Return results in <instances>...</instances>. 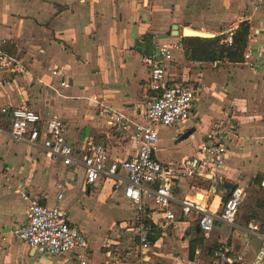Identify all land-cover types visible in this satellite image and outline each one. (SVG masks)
Returning a JSON list of instances; mask_svg holds the SVG:
<instances>
[{
	"label": "crops",
	"instance_id": "1",
	"mask_svg": "<svg viewBox=\"0 0 264 264\" xmlns=\"http://www.w3.org/2000/svg\"><path fill=\"white\" fill-rule=\"evenodd\" d=\"M243 20L249 23L244 51L249 57L244 56L242 62H192L184 59L182 47L173 52L167 67L169 78L194 84L199 97L209 90L219 102L206 113H199L193 105V115L184 124L158 126L159 135L166 128L173 133L172 140L189 139L196 129L200 135L193 151H179L173 158L172 152L156 150V157L178 168L187 158L198 156L197 146L210 127L231 124L235 135L225 165L209 173L234 185L245 184L258 172L264 178V4L257 6L252 0H0V126L8 122L1 113L5 106H25L43 116L56 114L68 123L67 131L69 126L74 129L67 137L73 145L93 138L106 145L111 160H124L136 147L106 122L103 107L139 120L149 97V73L141 56L157 43H180V31L194 21L202 31L229 35ZM173 24L178 25L177 36L171 35ZM161 34L167 37L158 38ZM54 68L64 73L68 87L59 85V77L51 74ZM77 100L85 104L80 106ZM85 127L89 133L81 141ZM200 173L208 172L179 176L172 190L179 198L201 195V202L217 211L226 199L224 186L222 182L213 186V181ZM5 175L10 178L7 182L3 181ZM206 181L208 189L202 186ZM73 190L81 192V207L87 212H91L88 201L94 195L105 206L123 198L120 191L112 190L110 182L85 185L83 169L67 170L26 142L0 135V264H80L79 255L90 264H217L212 251L224 241L244 254L250 264H264V245L255 251L244 240V230L217 221L204 234L195 214L158 226L157 239L145 259L135 253L132 229L126 225H132L134 209L125 199L130 208L128 218L115 222L119 229L130 231L131 237L119 240L108 233L96 245L95 254L85 226L69 218L68 197ZM59 193L63 194L61 206L70 223L85 236L87 248L67 256L39 254L18 239L14 230L25 223L32 198L52 205ZM152 210V216L159 219ZM238 222L264 226V217L246 223L240 217ZM111 245L119 253H112Z\"/></svg>",
	"mask_w": 264,
	"mask_h": 264
},
{
	"label": "built area",
	"instance_id": "2",
	"mask_svg": "<svg viewBox=\"0 0 264 264\" xmlns=\"http://www.w3.org/2000/svg\"><path fill=\"white\" fill-rule=\"evenodd\" d=\"M252 1L257 6L264 4V0ZM224 41H230V37ZM180 48L178 41L157 43L141 56V62L149 73L151 95L139 120L103 107L106 122L136 147L135 152L124 160H111L106 145L93 138H88L81 145H73L67 138V125L59 115L43 116L25 106L1 108L8 122L0 126V135L7 134L15 141L26 142L50 160L59 161L67 170L83 169L85 185L109 181L112 190L120 191L122 197L133 205L131 229L136 254H147L150 238L158 226H169L180 216L190 214L196 215L197 225L204 234H208L218 221L256 235L264 243V226L248 222L244 227L236 223L243 185L235 184L217 211L210 210L198 197L179 198L172 190L179 176H193L198 171L209 173L224 167L226 152L235 135L233 125L215 124L210 127L197 146L198 156L187 158L178 168L163 164L156 157L158 126L189 121L198 94L194 84L169 78L168 63L173 59V52ZM244 56L249 57L248 53ZM51 74L59 77L61 87L69 86L60 69H52ZM9 179L5 175L3 181ZM62 196L59 193L52 205L43 204L38 197L32 198L25 223L14 230L18 239L34 247L39 254L67 256L73 250L87 248L85 236L78 226L70 223L66 210L61 206ZM150 208L160 215L159 219L152 216ZM106 254L110 256L109 251ZM78 257L80 264H90L82 260L81 255ZM212 258L217 264H250L244 254L234 251L226 241L214 247Z\"/></svg>",
	"mask_w": 264,
	"mask_h": 264
},
{
	"label": "rangeland",
	"instance_id": "3",
	"mask_svg": "<svg viewBox=\"0 0 264 264\" xmlns=\"http://www.w3.org/2000/svg\"><path fill=\"white\" fill-rule=\"evenodd\" d=\"M186 26L190 28H194L196 30L198 28H199L198 30L201 29V27L197 25V21H194V23H191ZM181 28L182 27H180V30ZM206 31L209 32L208 30ZM175 57L177 60L181 59L179 56V52L175 53ZM210 93L211 91L206 90L204 94H201L200 97L199 94H196V98L194 100L193 105H195V107L197 105L199 113L209 112L210 106H213L214 104L219 102V100L211 96ZM77 101L80 106L82 104H85L81 100H77ZM66 124L68 126L67 122ZM88 130H89L88 127H85L84 130L81 131V135L79 137L81 141H84L86 139V136L89 133ZM166 130H167L166 128H163L164 133H161L160 135L158 133L159 139L156 144L157 153L162 152L164 150V152H172L171 156H174L173 158H177L179 156V151L182 150L193 151V148L199 142L200 134L198 133L197 129L193 136L189 137V139H183V141L182 140L179 141V138H176V140L170 139L169 137L173 133L169 134ZM73 131L74 129L71 126H69L67 131V135H68L67 137L73 134ZM160 136H161V140H160ZM255 176H257V178L251 176L250 179H248L245 184H242L244 186V193L242 196V201L238 207V212L236 215V223H239L238 219L240 217H243L245 223L246 221L254 217H256L257 219L264 217V178H262L263 174H260L259 172L255 174ZM202 184L203 187L208 189L209 187L208 181L203 182ZM68 201H69V206H68L69 208L67 209L69 212V218L73 219L79 224H82V226H85L86 237L87 239H89L91 247L93 248L95 254H96V245H98V242L101 240L103 236L105 235L108 236V233L110 237L115 236L116 239L119 240H123V239L127 240L129 239V237H131L132 234L130 231H128L124 227L119 229L118 224L115 222L117 219L128 218V214L130 213L129 211L130 208H128L129 206L126 204L124 198L118 200L115 199L114 202L110 204V206H105V204H102L99 196L94 195L93 199L88 201L89 209L91 212H87L82 209L84 208L81 207V204L83 203V199L81 197V192L79 190L71 191L69 193ZM126 225L131 226L128 223H126ZM246 225L247 224H243L244 227ZM112 247L113 246L111 245L108 248L112 253L113 252L119 253L116 249L114 250ZM126 251L127 248L123 249L122 253L124 254ZM157 260L162 263V260L160 258L157 257Z\"/></svg>",
	"mask_w": 264,
	"mask_h": 264
},
{
	"label": "trees",
	"instance_id": "4",
	"mask_svg": "<svg viewBox=\"0 0 264 264\" xmlns=\"http://www.w3.org/2000/svg\"><path fill=\"white\" fill-rule=\"evenodd\" d=\"M249 35V23L240 21L229 35L214 37L181 36L180 43L184 59L192 62H242ZM230 37V41H224ZM148 95L151 91L148 86ZM258 176V175H257ZM257 176L255 178H257ZM201 198V195H200ZM159 229L150 238L151 243L157 239Z\"/></svg>",
	"mask_w": 264,
	"mask_h": 264
},
{
	"label": "water",
	"instance_id": "5",
	"mask_svg": "<svg viewBox=\"0 0 264 264\" xmlns=\"http://www.w3.org/2000/svg\"><path fill=\"white\" fill-rule=\"evenodd\" d=\"M178 32H179L178 31V25L173 24L171 35L177 36ZM181 33H182L181 34L182 36H199V37H214L215 36L212 33L194 30V29H190L188 27H183ZM166 37H167L166 34L158 35V38H166ZM200 175L205 179H209V180L213 181V183H214L213 186L215 185V187L217 186L218 182H220V183L222 182V185L224 186V192L222 193V195H225L226 197L228 196V194L230 193V191L234 187L233 183L226 181L224 179H218V178L214 177L211 173H200ZM241 232L244 236V240L247 241L249 243V245L255 251H257L261 246L264 245L263 240L260 237H258L256 235L248 234L245 231H241ZM32 250L34 251L35 248L33 247Z\"/></svg>",
	"mask_w": 264,
	"mask_h": 264
},
{
	"label": "bare ground",
	"instance_id": "6",
	"mask_svg": "<svg viewBox=\"0 0 264 264\" xmlns=\"http://www.w3.org/2000/svg\"><path fill=\"white\" fill-rule=\"evenodd\" d=\"M189 28V27H188ZM190 29H192V28H190ZM194 30H196V29H194ZM198 31H202V30H198ZM203 32H206V31H203ZM208 33H210V32H208Z\"/></svg>",
	"mask_w": 264,
	"mask_h": 264
}]
</instances>
